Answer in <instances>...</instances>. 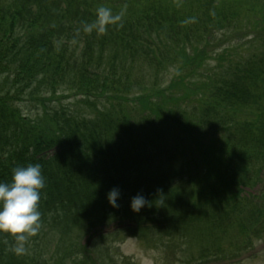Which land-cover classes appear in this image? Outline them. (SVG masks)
Segmentation results:
<instances>
[{
  "label": "trees",
  "instance_id": "trees-1",
  "mask_svg": "<svg viewBox=\"0 0 264 264\" xmlns=\"http://www.w3.org/2000/svg\"><path fill=\"white\" fill-rule=\"evenodd\" d=\"M93 100L87 118L78 107ZM30 164L44 179L39 228L0 231V264H117L100 244L125 230L178 232L177 253L246 232L231 211L262 209L230 201L264 171V0H0V182ZM82 229L83 243L68 239Z\"/></svg>",
  "mask_w": 264,
  "mask_h": 264
},
{
  "label": "rangeland",
  "instance_id": "rangeland-1",
  "mask_svg": "<svg viewBox=\"0 0 264 264\" xmlns=\"http://www.w3.org/2000/svg\"><path fill=\"white\" fill-rule=\"evenodd\" d=\"M79 46H81V44H79ZM213 64L214 60H211L210 65ZM144 70L145 68L141 69V71ZM135 73L137 78H142L138 80V82L140 83L139 86H144L152 80L151 75L148 72ZM172 75L173 69L169 68L167 72L161 73L159 75V80H161V82L158 81V83H160L162 87H165L171 79ZM134 82L135 83L133 84V88L135 89V85L137 82L135 77ZM133 92L129 94V98L133 95ZM75 100L70 97L65 99L63 102L70 106L74 105ZM93 102L96 103L95 108L89 109L86 107V105L81 104L78 107L80 108L79 112L85 115L87 118H93L97 114V109L102 105V103H98L94 100ZM21 105L23 106L24 111L26 110L30 113L33 112L29 110L33 109V105H31V102L25 101L24 103V101L22 100ZM127 108H129V105H127ZM253 175L254 173H250V177H252ZM255 176H259L257 177L259 180H255L256 178H254L250 185L244 188V195L240 192V198L236 199L234 202L230 201V203H235L237 206L241 204L242 206L248 207L250 205L249 203H246L247 200L245 199V197H249L251 200H254L256 202V206L262 209L261 216L264 217V207L261 208V206L264 205V171L256 174ZM185 188L187 191L190 189L188 185H185ZM262 189L263 192H261ZM248 192L250 193L249 196H247ZM222 194V190L217 191L218 196H221ZM186 198L188 199L189 196L186 195ZM258 199L261 200L258 201ZM195 200L196 199L190 201V204ZM258 215L259 214L257 213L252 215H242L237 211H231V216L233 218L232 220H236L240 217L248 224H254L255 222V224H259L258 227H260V229L258 233L249 231L247 234L246 232L243 234L242 231H240L238 227H236V225H231V227H227L225 234L218 235L219 238L216 237L218 241L214 240L211 243H206L205 241H200L199 243L192 242V245L188 247L189 249L187 250L186 248H184L185 251L182 253H177L179 248L184 245V237H181L178 240L176 238V236H178V234L180 233L177 232V235H173L170 237L168 235L154 232V230H152V232L146 233L145 235H140L133 230H125L121 234L117 235L115 241H106L103 244L100 243L101 241H105L106 238H96L95 248L99 246L98 244H100L102 250L104 249L106 252H108L107 254H112V256L116 258V260L118 261L117 264H264V218H261ZM85 226L87 225H84L83 227ZM113 226V224L110 226H106L104 228V231L106 233L104 234H107V232H111L113 230ZM157 230L165 232V228ZM90 232L91 230L88 232H84V229H82L80 232L74 230L72 233L68 234V239L70 238L75 242L83 243ZM78 234L80 235V237H76ZM231 234L234 236L233 241H223L222 237L230 238ZM192 236L193 235H191V240L193 241L194 239ZM231 242H239V246H236L234 248H242V250H230V248H232ZM166 243L173 244L164 245ZM200 247H203V256H199ZM47 248L49 249V251L55 250L57 248L56 243H50ZM62 249L64 250L65 248H59L58 253H61ZM45 253H47V251H45ZM229 254H232L231 257H233V255H239L235 259L227 260V258L226 260L222 261L223 257H230L228 256ZM107 256L108 255H105L104 257ZM54 261L55 258H53L52 264H54Z\"/></svg>",
  "mask_w": 264,
  "mask_h": 264
},
{
  "label": "clouds",
  "instance_id": "clouds-1",
  "mask_svg": "<svg viewBox=\"0 0 264 264\" xmlns=\"http://www.w3.org/2000/svg\"><path fill=\"white\" fill-rule=\"evenodd\" d=\"M43 187L39 164L17 167L10 182H0V231L15 235L19 240L25 239L23 233H36L40 219L38 201ZM118 196L119 191L112 189L108 193L109 203L118 206ZM144 203V198L137 195L131 199L130 207L138 212Z\"/></svg>",
  "mask_w": 264,
  "mask_h": 264
}]
</instances>
